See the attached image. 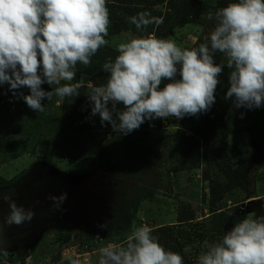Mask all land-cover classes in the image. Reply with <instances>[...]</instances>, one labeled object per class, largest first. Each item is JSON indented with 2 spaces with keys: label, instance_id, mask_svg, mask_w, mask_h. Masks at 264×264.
Masks as SVG:
<instances>
[{
  "label": "rangeland",
  "instance_id": "rangeland-1",
  "mask_svg": "<svg viewBox=\"0 0 264 264\" xmlns=\"http://www.w3.org/2000/svg\"><path fill=\"white\" fill-rule=\"evenodd\" d=\"M185 1L136 4L128 14L109 11V44L99 49L102 56H93L87 66L78 63L76 78L61 81L80 84L79 96L53 95L42 101L44 111L36 112L19 97L30 94L27 87L16 96L0 90V232L7 249L0 264H98L100 248L125 245L142 225L184 264H197L205 240L219 241L249 214L264 216V143L250 128L229 133L224 143L222 164L239 176L230 180L222 166L207 161L203 141L191 131L192 116L145 121L124 135L91 115L87 95L106 84L103 64L115 59L123 33L171 37L189 49L206 42L215 24L207 15L219 9L218 0H190L205 11L179 24L175 9ZM144 11L163 23L137 30L129 17ZM214 62L224 65L218 79L229 86L225 54L215 53ZM41 87L52 91L47 83ZM62 193L67 199L57 207L49 197ZM6 198L31 209L33 219L4 224ZM185 247L191 251L185 253Z\"/></svg>",
  "mask_w": 264,
  "mask_h": 264
},
{
  "label": "clouds",
  "instance_id": "clouds-1",
  "mask_svg": "<svg viewBox=\"0 0 264 264\" xmlns=\"http://www.w3.org/2000/svg\"><path fill=\"white\" fill-rule=\"evenodd\" d=\"M207 19L215 20L214 27L205 43L191 49L171 37L123 33L115 59L103 64L109 74L106 84L92 87L87 95L91 115H99L102 126L110 124L113 131L127 135L145 121L207 112L215 103L224 67L214 62L217 52L225 54L231 70L225 99L233 100L235 108L264 105V0H233L209 12ZM129 22L141 30L163 20L144 11ZM110 23L107 0H0V86L8 84L14 96L27 87L30 94L19 92V97L36 112H43L42 101L53 95L79 96L80 84L61 81H73L77 64L89 65L109 44ZM162 80L170 82L161 88ZM44 83L52 91H45ZM49 198L59 207L67 193ZM6 199L4 224L19 226L33 219L31 209ZM152 232L142 225L134 228L125 245L100 248L98 264H184L183 257L166 250ZM203 248L197 264H264V216H245L219 241L205 240ZM190 251L185 247V253ZM0 253L7 255L2 232Z\"/></svg>",
  "mask_w": 264,
  "mask_h": 264
},
{
  "label": "trees",
  "instance_id": "trees-1",
  "mask_svg": "<svg viewBox=\"0 0 264 264\" xmlns=\"http://www.w3.org/2000/svg\"><path fill=\"white\" fill-rule=\"evenodd\" d=\"M165 0H107V6L112 13L123 12L131 13L132 9L128 7L135 6L146 2L153 6L156 3L162 4ZM233 0H218V7H225ZM205 5H201L198 9L193 1H185L179 8L175 9L177 14V23L193 22L197 17L205 11ZM96 55V56H95ZM93 58L101 57L97 52ZM168 83V80H162L161 88ZM228 85L221 82L218 84L214 93L215 103L209 111L202 112L192 116L194 118L191 131L199 137L207 151V161L212 164L222 166L221 170L228 179H238V172H233L231 167L222 164L224 154V143L231 132H245L249 128L252 130V137L258 143H264V105L260 108H235L233 100L225 99ZM216 160V161H215Z\"/></svg>",
  "mask_w": 264,
  "mask_h": 264
},
{
  "label": "crops",
  "instance_id": "crops-1",
  "mask_svg": "<svg viewBox=\"0 0 264 264\" xmlns=\"http://www.w3.org/2000/svg\"><path fill=\"white\" fill-rule=\"evenodd\" d=\"M1 89H6V90H8V92H11V91H9V85L8 84H4V85L0 86V90Z\"/></svg>",
  "mask_w": 264,
  "mask_h": 264
}]
</instances>
